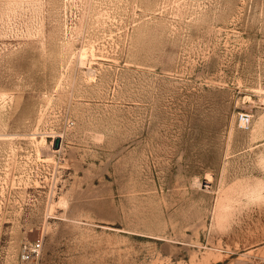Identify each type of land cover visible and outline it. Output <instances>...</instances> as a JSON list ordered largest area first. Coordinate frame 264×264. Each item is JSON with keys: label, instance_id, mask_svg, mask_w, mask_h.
Returning <instances> with one entry per match:
<instances>
[{"label": "rangeland", "instance_id": "1", "mask_svg": "<svg viewBox=\"0 0 264 264\" xmlns=\"http://www.w3.org/2000/svg\"><path fill=\"white\" fill-rule=\"evenodd\" d=\"M0 264H264V0H0Z\"/></svg>", "mask_w": 264, "mask_h": 264}, {"label": "bare ground", "instance_id": "2", "mask_svg": "<svg viewBox=\"0 0 264 264\" xmlns=\"http://www.w3.org/2000/svg\"><path fill=\"white\" fill-rule=\"evenodd\" d=\"M83 59V58H82ZM85 64V63H84ZM84 66V65H83ZM248 116V119L247 120H244V118L245 117H247ZM249 118H251V116L250 115H248V114H240V124H241V126H247L248 124H249ZM55 137V136H54ZM56 138H58V137H56ZM55 138V139H56ZM208 184V183H207Z\"/></svg>", "mask_w": 264, "mask_h": 264}, {"label": "built area", "instance_id": "3", "mask_svg": "<svg viewBox=\"0 0 264 264\" xmlns=\"http://www.w3.org/2000/svg\"><path fill=\"white\" fill-rule=\"evenodd\" d=\"M246 114V113H245ZM248 116L244 118V120H247ZM241 120V119H240ZM248 126V125H247ZM247 126H242L243 128H246ZM23 259L24 260H30V254L26 253L25 255H23Z\"/></svg>", "mask_w": 264, "mask_h": 264}, {"label": "water", "instance_id": "4", "mask_svg": "<svg viewBox=\"0 0 264 264\" xmlns=\"http://www.w3.org/2000/svg\"><path fill=\"white\" fill-rule=\"evenodd\" d=\"M56 145H57V147H56V148H58V141L56 142Z\"/></svg>", "mask_w": 264, "mask_h": 264}]
</instances>
